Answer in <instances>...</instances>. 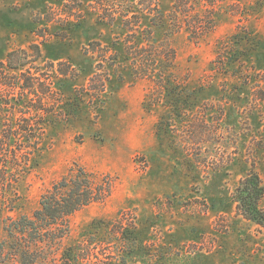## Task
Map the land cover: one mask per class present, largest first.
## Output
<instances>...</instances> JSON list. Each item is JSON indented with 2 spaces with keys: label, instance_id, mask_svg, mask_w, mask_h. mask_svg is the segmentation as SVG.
Masks as SVG:
<instances>
[{
  "label": "rangeland",
  "instance_id": "obj_1",
  "mask_svg": "<svg viewBox=\"0 0 264 264\" xmlns=\"http://www.w3.org/2000/svg\"><path fill=\"white\" fill-rule=\"evenodd\" d=\"M171 10V0H0V61L29 51L16 95L32 77L26 117L47 122L12 215L32 216L76 165L110 190L38 264L87 241L99 259L116 255L122 226L136 239L126 264H264V221L236 200L253 172L264 187V0H228L198 44L171 33ZM148 44L174 48V66L143 76L144 63L164 61ZM0 240L10 241L3 220Z\"/></svg>",
  "mask_w": 264,
  "mask_h": 264
},
{
  "label": "trees",
  "instance_id": "obj_2",
  "mask_svg": "<svg viewBox=\"0 0 264 264\" xmlns=\"http://www.w3.org/2000/svg\"><path fill=\"white\" fill-rule=\"evenodd\" d=\"M171 1L170 14L173 18L171 33L186 31L189 39L197 44L217 29L219 15L228 2V0ZM158 12L160 25L161 21L164 22L165 14L160 7ZM162 49L161 52L160 46L156 48L155 45L149 44L142 48V52L150 54L148 56L164 58L162 64L161 61L158 63L159 68L154 71H150V66L144 63L146 74H142L143 76L155 77L156 72L163 73L167 67L174 66L177 59L176 50L169 45L162 46ZM27 56L29 57L28 50L11 51L6 61H0V222L4 221L10 239L9 243L0 240V264L10 259L17 260L20 264H38L46 261L47 249L55 248L68 234L70 217L83 208L104 201L110 193L105 183L99 182L83 167L76 165L42 194L40 207L32 216L12 215L18 207L20 181L34 163L38 162L43 151L45 135L42 125L47 123L26 117L27 111H30L33 105L23 102L22 99L25 90L32 86L30 83L32 77L21 78V83L18 82L20 87L19 85L17 87L23 92L16 95L17 82L14 81L18 78L13 73L15 70H20V75L27 73L22 68L29 60ZM151 61L154 62L155 58ZM136 74L141 75L138 72ZM159 83L160 88L164 87L162 84L165 81L161 77ZM36 110L43 111L41 108ZM263 194L264 187L257 173L253 172L241 181L236 200L239 203L238 208L247 219L257 223L264 221V214L259 209V201ZM121 229L122 232L119 231L115 235L117 241L121 243L116 255L99 259L95 257L91 248L95 242L87 241L76 248L68 249L60 264H126L127 257L134 251L136 239L132 238L133 231L123 226ZM130 241L133 244H130Z\"/></svg>",
  "mask_w": 264,
  "mask_h": 264
}]
</instances>
